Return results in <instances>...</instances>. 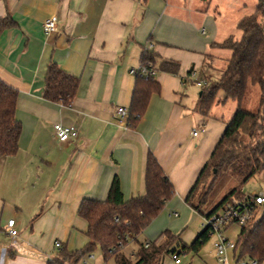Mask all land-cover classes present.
Returning a JSON list of instances; mask_svg holds the SVG:
<instances>
[{"label":"crops","instance_id":"obj_1","mask_svg":"<svg viewBox=\"0 0 264 264\" xmlns=\"http://www.w3.org/2000/svg\"><path fill=\"white\" fill-rule=\"evenodd\" d=\"M210 1L0 0V18L11 23L0 31V79L17 91L14 118L21 127L17 152L0 157V264H51L59 249L82 248L88 238L80 202L104 200L114 176L124 200L144 195L149 151L174 195L138 238L157 242L165 230L178 235L180 215L172 220L170 212L185 210L184 197L237 106L215 103L203 116L200 90L195 100L185 90L192 73L206 81L223 69L206 53L219 41L212 36L205 48L200 37ZM49 17L57 23L46 35ZM146 50L157 54L152 68L160 88L131 128L114 110L128 109L136 79L130 70L141 66ZM160 60L177 62V73L159 70ZM50 62L78 79L69 105L42 97ZM54 123L74 126L77 138L58 141ZM11 218L15 237L6 231ZM178 238L177 246L187 244ZM130 241L121 251L133 258L134 249H125Z\"/></svg>","mask_w":264,"mask_h":264},{"label":"trees","instance_id":"obj_2","mask_svg":"<svg viewBox=\"0 0 264 264\" xmlns=\"http://www.w3.org/2000/svg\"><path fill=\"white\" fill-rule=\"evenodd\" d=\"M10 24L7 17L0 18V31ZM237 26L241 30L239 39L229 35L221 42L212 43L213 46L229 49L230 56L219 77L206 80L200 87L197 102V109L203 116L209 114L215 103L223 104L232 100L237 104L184 197L185 204L203 217H209L237 198L242 194V185L249 178L264 172V0H256L255 10L242 16ZM157 58L153 50H146L141 55V66L152 68ZM158 69L177 73L178 63L160 60ZM135 76L126 117V124L131 128L144 114L151 95L158 93L160 88L154 75ZM248 83L256 84L259 88L255 110L241 106ZM77 86V77L65 72L54 62L48 63L42 90L45 100L69 105ZM16 99V89L0 79V157L17 152L21 127L14 118ZM227 172L236 175L238 181L208 210L203 209L216 181ZM144 186V195L124 200L118 178L114 176L104 200L84 198L77 213L87 223L85 234L88 241L80 249H59L51 264H80L81 258L97 245L104 259L113 257L117 264H159L164 252L175 250L172 245L178 235L165 230L160 240L149 242L148 246L138 238L174 195L173 185L150 151L146 157ZM207 239V228L203 227L190 243L181 246L179 252L196 254ZM130 240L138 243L134 259L121 251ZM235 243L237 260L256 259L258 264H264V210L258 219L253 218L246 226L240 227Z\"/></svg>","mask_w":264,"mask_h":264},{"label":"rangeland","instance_id":"obj_3","mask_svg":"<svg viewBox=\"0 0 264 264\" xmlns=\"http://www.w3.org/2000/svg\"><path fill=\"white\" fill-rule=\"evenodd\" d=\"M196 0H187L189 5L195 4ZM203 3V2H202ZM203 3L202 9L204 11V20L200 25V30L203 28L204 32L200 34L201 39L204 42H208L204 44L205 48L209 44V38L214 37L215 40L221 42L227 36L231 35L234 39H239L241 36V30L238 28L239 19L247 14H251L255 10L256 0H211L209 3ZM207 39V40H206ZM213 56V66L221 69L224 67L227 58L230 56V50L227 48H219V47H210L209 50L206 51ZM199 73V72H198ZM198 75V74H196ZM216 76H219L217 71L208 78V80H214ZM196 76H191L190 81L187 82L185 90L190 99H196L197 93L200 90V87L196 86L195 80ZM220 95V93H219ZM259 96V88L256 84H247L245 96L241 102V106L243 108L249 110H255L257 108ZM230 102L228 101L225 107L229 108ZM215 112L213 111L212 114ZM237 176L233 175L229 172L221 175L216 181L212 192L207 198L206 204L203 206V209L208 210L215 202H217L225 192L234 186L237 182ZM241 192L243 195H254L258 193L264 194V172L255 175L249 178L241 187ZM242 194L237 196L235 199H241ZM185 210L180 207L174 209L175 212L180 215V228L177 230L179 241L182 243H190L198 232H200L205 223V217L195 212L192 208L184 204L183 206ZM180 208V209H179ZM262 210L257 209L254 220L258 219ZM172 213V212H170ZM171 215V214H170ZM172 220L177 218V215H171ZM240 226L237 224H232L226 228L224 231L225 236L236 242L237 235L239 232ZM138 243L130 241L125 248L127 253H132V249H134V253L137 251ZM172 248L179 252L181 250L180 246H177L176 243L172 245ZM92 254V257H88ZM228 256V264H239L240 260L237 261V255H233L232 250L227 252ZM134 259V258H131ZM180 263L178 264H221L217 261L214 252L212 250L211 239H207L206 242L202 245L199 252L194 254L192 252H179ZM80 264H117L113 257H109L104 259L102 250L100 246H95V248L88 254H85L81 260ZM159 264H176L173 262L171 258V253L164 252L161 255V259Z\"/></svg>","mask_w":264,"mask_h":264},{"label":"built area","instance_id":"obj_4","mask_svg":"<svg viewBox=\"0 0 264 264\" xmlns=\"http://www.w3.org/2000/svg\"><path fill=\"white\" fill-rule=\"evenodd\" d=\"M56 18L49 17L43 23V31L46 35H49L56 28ZM132 74H144L154 75L155 70L153 68H144L142 66L133 68L130 70ZM195 76V73H192ZM204 80L200 76L195 77V83L197 86H202ZM115 113L121 118H126L128 109L122 106L115 107ZM198 131L194 130L193 135H197ZM53 135L60 142H67L75 140L77 138L76 128L72 125H63L60 123L53 124ZM264 210V194L258 193L254 195H244L241 199H233L231 202L226 203L215 213L209 217H205V223L203 227L207 228L208 239H211L212 250L218 262L221 264H228L227 252L232 250L233 255L236 243L229 240L224 231L232 224H237L240 227L246 226L251 219L254 218L256 210ZM176 216V212L170 213ZM6 231L9 236L15 237L17 235V229L15 228V220L13 218L8 219L6 223ZM148 242L144 243L148 246ZM61 244L56 241L55 247L59 248ZM171 258L174 263H180L179 252L176 250L171 252ZM239 264H258L256 259L241 258ZM237 260V261H238Z\"/></svg>","mask_w":264,"mask_h":264}]
</instances>
